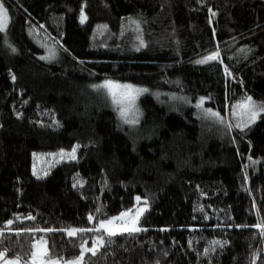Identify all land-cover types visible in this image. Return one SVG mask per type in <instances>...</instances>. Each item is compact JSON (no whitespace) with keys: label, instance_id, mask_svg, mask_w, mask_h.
<instances>
[{"label":"trees","instance_id":"16d2710c","mask_svg":"<svg viewBox=\"0 0 264 264\" xmlns=\"http://www.w3.org/2000/svg\"><path fill=\"white\" fill-rule=\"evenodd\" d=\"M1 1L0 251L26 257L34 238L23 229L93 228L139 196L146 231L113 237L85 254L87 264H264V238L252 227L264 221V113L251 123L232 114L247 97L264 105V0ZM28 29L57 57L40 59ZM103 78L185 104L142 95L130 129L92 89ZM73 147L75 159L59 156ZM94 234L35 237L71 259L73 244L91 247Z\"/></svg>","mask_w":264,"mask_h":264},{"label":"snow or ice","instance_id":"6c2138e0","mask_svg":"<svg viewBox=\"0 0 264 264\" xmlns=\"http://www.w3.org/2000/svg\"><path fill=\"white\" fill-rule=\"evenodd\" d=\"M214 15V14H213ZM86 17L83 14V10L81 11V23L84 22ZM8 11L5 8L4 4L0 2V32L5 31L8 27ZM132 23H136V21H131ZM138 26V25H137ZM106 27V26H104ZM15 51V49H13ZM219 56V52H214L211 55L204 57L201 60L196 61V63H206L208 60L216 59ZM44 59L45 57H41ZM227 71V69H225ZM15 79V77H13ZM93 87L96 88H104L107 90L109 97L112 100V103L119 106V111L121 116H125L129 108L134 104L135 98L142 92H146L147 89L143 88H135L132 85L127 84H119L117 82L106 80L102 85H95ZM204 98H201V102H203ZM200 104H197L199 107ZM259 107V111L256 109ZM234 109L239 108L243 111L241 114L249 115V123L253 122L260 113H264V105L257 106L254 102H252L251 97H247L245 101L240 102L238 105L233 106ZM210 113L211 116L219 118V113L212 112L210 109L206 110ZM237 113L234 111L233 115ZM129 123H135L133 120H126ZM220 122L223 123L222 118ZM237 127H241V125L237 124ZM231 127V125H229ZM76 147H73L70 153H64L61 151L60 155H68L71 159H75ZM35 155V154H34ZM55 155V154H51ZM255 163V161H253ZM35 174V173H34ZM137 202L140 201V197H136ZM101 211L100 208L96 209V212L99 213ZM143 209L137 212L135 217L131 216L132 210L129 209L127 212H121L119 216H113L111 218H104L99 221L97 225L93 228H67V229H52V228H36V229H23V232H27L33 236V242L31 244L30 253L27 256L16 255L14 257L9 258L8 251L4 250L0 251V264H87L85 260V254L91 253L92 256H96L101 248L107 247L112 243V238L118 235L128 234L130 236L146 231V229H142L138 227L139 218L143 213ZM128 218V219H125ZM19 219V217H17ZM24 219L34 220L35 217L27 216ZM94 219L93 215L88 216L89 222ZM131 220V223H129ZM117 221H122V223L118 224ZM7 225H12L13 221L9 220L6 222ZM253 228H256L259 232V235L264 238V221H260L255 225H252ZM103 230V232H101ZM56 231L66 232L69 238L78 237L85 233H101L100 235H95L90 238L91 247H88L89 240L82 239L79 245L73 244L74 248H78L79 255L75 256L72 259H67L64 256H56L54 255L55 245H49V241L45 236H40L38 239L35 238L36 232L42 233H52ZM20 235L21 232L18 231L16 233ZM105 235L108 239H105ZM0 236H3V232H0ZM213 245H220L223 247L227 241L221 242L218 240H214L210 242ZM215 249L213 248L212 251ZM209 249H205V254H207Z\"/></svg>","mask_w":264,"mask_h":264},{"label":"rangeland","instance_id":"374dc122","mask_svg":"<svg viewBox=\"0 0 264 264\" xmlns=\"http://www.w3.org/2000/svg\"><path fill=\"white\" fill-rule=\"evenodd\" d=\"M0 2H2L0 0ZM81 19V18H80ZM7 23H8V20H7ZM28 34L29 36L32 37V39L34 40V42L40 47L42 48L43 52L41 53V55L39 56L40 59H42L41 57H45L44 61H50L54 58L57 57V51H56V47L54 46V44L48 40V39H44L43 37H40L39 35H37L36 33H34L31 29H28ZM106 80H111V81H114V82H117L119 84H127V85H132L134 86L135 88H143V89H147L146 92H142L140 93L139 95L136 96L135 98V102L134 104L129 108V110L127 111L126 115L125 116H121L120 114V111H119V106L118 105H115L112 103V100L111 98L109 97L108 93H107V90L104 89V88H96V87H92V89L94 90V92H102L105 96H107L110 100V103H111V106L112 108H114L115 110V113L117 115V117L122 121L124 122L125 124H127L130 129L134 127V124L137 123V121H139V118L141 116V108H140V105H139V98L142 96V95H150L151 97L163 102V103H166V104H170V105H176V106H180L182 104H185V102L181 101V99H183L182 97H180L179 95L177 94H174V93H168V92H158V91H155V90H152V89H149L145 86H137V85H134V84H131V83H127V82H121V81H117L115 79H111V78H103L102 80L98 81L97 83L93 84V86L95 85H102L104 83V81ZM184 101H186L184 99ZM204 101V100H203ZM201 102V99H197L195 101V104L197 105L198 103L200 104ZM239 104V103H238ZM236 104V105H238ZM208 110V109H205V111ZM211 110V109H210ZM204 111V110H203ZM204 111V112H205ZM212 111V110H211ZM236 112L237 114L236 115H233V118L234 120H239L240 119V116L242 115L241 113L245 110H242V109H239V108H236L234 109L232 107V114L233 112ZM207 112V111H206ZM214 112V111H212ZM208 113V112H207ZM135 120L136 122L135 123H129V122H126V120ZM133 125V126H132ZM234 127H236L235 124H233ZM61 151H59V156L60 155ZM52 153H49V159L47 161V163H51L53 160H54V155H51ZM32 172L33 174L35 173L36 174V166L34 165L33 168H32ZM34 174V175H35ZM136 197H139V196H136ZM136 197L134 199V204L132 205L131 208H127V209H123L107 218H111L113 216H119V214L121 212H127L129 209L132 210V213H131V216L132 217H135L137 212L140 211L141 209H143L144 211L146 210L147 208V203L140 197V201L137 202L136 200ZM143 211V213H144ZM142 213V214H143ZM142 216V215H141ZM140 216V218H141ZM139 218V219H140ZM125 219H128V218H125ZM100 221V220H99ZM99 221L96 223V225L99 223ZM118 224L122 223V221H117ZM129 223H131V220H129ZM97 234H94L93 236H95ZM41 236V235H40ZM40 236L38 237H35L36 239H38ZM33 242V241H32ZM72 259V258H71Z\"/></svg>","mask_w":264,"mask_h":264}]
</instances>
